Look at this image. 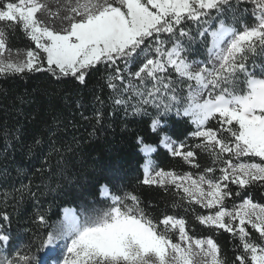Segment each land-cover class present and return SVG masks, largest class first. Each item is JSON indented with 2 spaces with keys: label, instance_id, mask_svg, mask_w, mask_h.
Returning <instances> with one entry per match:
<instances>
[{
  "label": "snow or ice",
  "instance_id": "1",
  "mask_svg": "<svg viewBox=\"0 0 264 264\" xmlns=\"http://www.w3.org/2000/svg\"><path fill=\"white\" fill-rule=\"evenodd\" d=\"M17 32L25 49L13 45ZM101 68L114 105L149 117L158 143L200 170L157 169L156 147L137 138L148 157L142 185L171 192L172 207L195 213L207 234L185 216L152 215L139 195L110 180L99 187L102 200L65 208L55 223L38 211L43 246L64 252L63 264H264V203L251 195L264 188V0H0V78L39 74L86 88ZM16 101L14 123L0 126L12 147L23 146L22 106L33 102L27 93ZM173 115L193 126L184 141L166 132ZM94 118L100 125L104 113L96 109ZM42 142L34 137L28 151ZM49 145L58 155L71 150L51 137ZM201 153L210 160L203 167ZM220 232L234 242L231 260L213 235ZM17 237L0 213V264H34V239Z\"/></svg>",
  "mask_w": 264,
  "mask_h": 264
},
{
  "label": "trees",
  "instance_id": "2",
  "mask_svg": "<svg viewBox=\"0 0 264 264\" xmlns=\"http://www.w3.org/2000/svg\"><path fill=\"white\" fill-rule=\"evenodd\" d=\"M13 45L25 49L28 42L21 32H17ZM88 79L85 88L73 82L56 84L39 74L0 78V126L14 123L13 106L20 107L17 96L27 93L33 101L22 106L28 117L23 119V146L16 143L12 147L15 142L6 141L0 133V213L7 212L12 218V230L18 234V241L26 243L34 239L30 254L38 256L44 247L42 242L46 239V232L43 227L34 226L36 213L43 212L49 223H55L62 219L65 208L79 211L82 200L101 199L99 187L110 180L125 191L139 195L142 206L152 215L168 212L185 216L190 226H196L197 232L207 234V230L195 221V213L172 207L178 198L171 192L142 185V166L146 158L137 138L143 137L146 144L156 147L151 158L157 169L178 173L200 170L186 164L180 157H173L160 146L156 134L150 129L149 117L126 115L124 108L114 105L103 68ZM95 96L104 101L103 106L94 99ZM78 102L83 107L78 108ZM96 109L104 113L100 125L94 118ZM190 127L193 126L186 120L173 115L167 121L166 132L173 139L184 141L187 137L185 129ZM34 137L43 142L29 152ZM49 137L56 141L57 148L65 145L71 150L61 149L59 155L50 152ZM197 159L202 167L210 163L206 153H201ZM251 195L255 202L264 203V188L253 189ZM197 211L203 212L199 208ZM37 232L38 237H34ZM213 235L224 255L231 260L235 252L231 236L223 232Z\"/></svg>",
  "mask_w": 264,
  "mask_h": 264
},
{
  "label": "rangeland",
  "instance_id": "3",
  "mask_svg": "<svg viewBox=\"0 0 264 264\" xmlns=\"http://www.w3.org/2000/svg\"><path fill=\"white\" fill-rule=\"evenodd\" d=\"M162 146V145H160ZM163 147V146H162ZM164 148V147H163ZM165 149V148H164ZM167 150V149H166ZM142 152V151H141ZM143 153V152H142ZM143 155L145 156V154L143 153ZM153 155V153L151 154V156ZM146 159H148V157L145 156ZM151 158V157H150ZM145 159V161H146ZM152 159V158H151ZM144 165V164H143ZM143 167V166H142ZM102 200V198H101ZM239 203V201L237 202ZM98 206H102V205H98ZM203 210V209H201ZM205 210H203L204 212ZM63 213V212H62ZM63 218V216H62ZM64 252H61L60 249H57L55 253H52L48 248L43 247L42 252L37 256L35 254V257H33L34 260V264H38V262H42V261H47V264H57V261H59V264H63V260H62V256L64 255Z\"/></svg>",
  "mask_w": 264,
  "mask_h": 264
}]
</instances>
